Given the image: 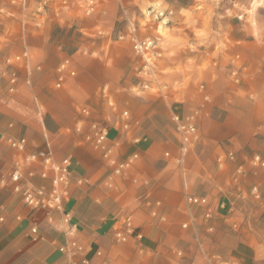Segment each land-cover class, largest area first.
<instances>
[{
    "label": "rangeland",
    "instance_id": "obj_1",
    "mask_svg": "<svg viewBox=\"0 0 264 264\" xmlns=\"http://www.w3.org/2000/svg\"><path fill=\"white\" fill-rule=\"evenodd\" d=\"M42 2L46 5L41 7ZM47 27L51 29L50 41L54 42L60 56L59 65L69 59L70 71L75 73L74 76H66L64 85L56 88L58 65L51 85L53 91L63 90L69 80L76 78V64L85 68L80 61L85 58L95 61L102 75L108 74L103 72L107 69L120 76L116 92L146 105L161 102L168 110L169 123L165 130L169 132L171 142L175 143L176 153L172 155L164 151L162 160L166 161L164 174L175 173L181 180L183 211L187 217L181 228L188 230L199 221L205 232L212 235L215 233L213 222L221 221L229 233L244 237H241L242 241L251 235L252 238H249L256 241L257 250L264 252V167L261 166L264 162V0H0V71L7 70V75L0 77V94H7L1 102H8L18 93L19 71L30 75L33 69H40V65L30 69L32 56L25 48L18 54L4 52L5 49L10 43L17 42L19 33L43 32ZM147 38L153 40L154 47L144 55L138 54L134 49V40L144 41ZM23 53H26V58L5 67L6 59ZM10 74H14L16 79L13 86L8 80ZM143 85L148 88L144 89ZM11 87L13 90H10ZM109 88L108 84L102 85L97 95L105 99L111 113L121 116L123 112H128L131 120L129 131L116 126L117 118L102 117L99 109L73 105L76 119L63 127L59 135L68 139L76 136L73 128L79 120H84L85 124L92 121L110 125L115 133L122 129V134H130L134 118L129 110L119 109L116 101L109 98ZM31 103L35 106V114L36 103L43 107L42 114L45 113V106L38 96L32 95ZM83 108L89 110L88 118L80 115L79 111ZM229 109L238 115L233 122L241 123L242 128L243 124L254 120L259 123L246 141L239 138L241 129L222 140L216 137L219 132L216 129L218 124L211 122L214 120L213 112H221L224 116ZM174 114L182 119L195 117L199 137L185 154L181 152V134L172 120ZM131 139L138 143L141 141L139 138ZM111 141L109 145L113 146L112 138ZM25 150L16 157L17 161L21 162L25 156L37 152L25 153ZM229 151L234 154L233 160L218 163L219 158ZM256 157L260 162H254ZM63 158L69 157L64 156L57 161ZM112 158L117 161L132 159L133 162L120 176L113 175L106 165L103 176L122 177L128 174L129 178L139 156L134 152L123 160L115 156ZM189 160L199 170L192 168ZM15 164L8 173L0 174L7 183ZM33 165H23L25 175ZM167 165L171 167L167 168ZM204 176L207 189L196 193L193 188H197L198 179ZM135 179L139 183L144 181L143 178ZM74 184L73 181L69 199L63 203L71 215V223L75 217L66 205L72 199ZM3 186V189L9 188ZM253 190L260 195V200L255 199ZM11 192L14 193L12 189ZM14 196L30 213V221L36 227L35 220L40 215L47 222L44 211L30 209L17 194L14 193ZM187 196H205L212 206L223 203L226 210H217L212 219L205 220V208L189 205ZM154 200L147 193L137 196L133 202L135 212L145 210L150 217H158L157 210L161 204ZM134 210L126 215L118 214L113 219V235L126 217L131 218L136 233L141 234L135 224ZM153 211L156 216H152ZM51 217L53 220L61 218L58 212L52 213ZM160 219L164 220L163 217ZM130 241L136 250L143 251V236L139 243L133 239L127 242ZM173 251L178 264H199L201 260L215 264H246V261H224L218 254L208 255L201 241L195 248L187 246L186 249L175 248ZM178 251L182 252L181 258L176 254Z\"/></svg>",
    "mask_w": 264,
    "mask_h": 264
},
{
    "label": "crops",
    "instance_id": "obj_2",
    "mask_svg": "<svg viewBox=\"0 0 264 264\" xmlns=\"http://www.w3.org/2000/svg\"><path fill=\"white\" fill-rule=\"evenodd\" d=\"M17 36V42L10 43L4 52L18 54L25 48L32 56L30 69L34 65H40V69H31L30 75L19 71V91L8 102H1L7 94H0V174L8 173L20 155L7 145L5 138H24L25 153L42 151L56 160L68 156L73 179L83 182L74 184L72 199L66 205L75 217L73 223L78 229L74 239L83 246V253L76 255L57 251L71 239L65 235L66 224L59 218L46 222L40 215L35 220L38 228L35 239L31 234L35 225L30 221V213L18 202L11 192V182H8L6 187L9 186V190L0 184V264H178L173 250L186 249L187 246L195 248L200 241L210 256L218 254L224 261L264 264V252L257 250V243L250 239L251 235L242 241V236L238 238L229 233L221 221L213 222L215 233L212 235L205 232L199 221L188 230L181 228L182 223L187 222L181 180L175 173L164 174L163 169L166 163L162 160L163 152L169 151L172 155L176 152L175 143L171 142L169 132L165 130L169 123L168 110L161 102L146 105L116 92L120 76L107 69L103 72L108 74L102 75L96 62L85 58L80 60L85 68L76 64V78L69 80L63 90L53 91L54 70L61 60L56 45L50 41L51 29L21 32ZM104 84L110 87L109 98L116 101L119 109L129 110L134 118L130 134H122V129L115 133L114 127L107 126L108 143L113 142L111 138L114 140L112 157L123 160L134 152L139 156L129 178L128 174L104 177L106 162L100 151L93 150L79 135L69 139L59 135L63 127L76 119L73 105L91 106L99 109L102 117L106 115L123 121L118 118L120 115L111 113L105 99L98 97L97 92ZM32 95L38 96L45 106L46 111L40 119L34 113ZM229 110L224 116L221 112H213L214 120L211 122L218 124L216 129L219 132L216 137L222 140L241 129L239 138L246 141L259 123L254 120L243 124L242 128L241 123L233 122L238 115ZM222 118L223 122H220ZM131 138L141 141L138 143ZM189 163L199 170L193 161L189 160ZM31 169L36 173L33 184L49 190V181L39 177L41 169L34 165ZM136 177L143 178V183L136 182ZM205 181V176L198 179L197 188L193 191L204 192L207 189ZM146 193L160 201V207L156 208L158 217H150L145 210L135 212V198ZM133 210L137 230L143 236L144 246L140 252L132 241L117 242L111 230L112 221L118 214L126 215ZM199 264L215 262L201 260Z\"/></svg>",
    "mask_w": 264,
    "mask_h": 264
},
{
    "label": "built area",
    "instance_id": "obj_3",
    "mask_svg": "<svg viewBox=\"0 0 264 264\" xmlns=\"http://www.w3.org/2000/svg\"><path fill=\"white\" fill-rule=\"evenodd\" d=\"M46 2H42L41 7L45 6ZM154 47L153 40L147 38L144 41L134 40V49L138 54L144 55L151 48ZM26 53H23L14 58H8L5 60V67H10L14 62H20L26 58ZM71 61L65 59L57 69V79L55 82L56 88H61L66 80V76H74V72L70 71ZM7 70L0 71V77L4 78L7 74ZM11 86L15 84L14 74H10L8 78ZM143 88H148L147 85H143ZM10 90H13L11 87ZM106 97L105 92L103 93ZM36 115L41 118L43 107L36 103ZM82 118H88L90 116L89 110L83 108L79 111ZM123 119L122 122L119 120L116 122V126L122 128L124 131H129L131 127V120L128 116V112H123L120 116ZM172 120L175 122L177 130L181 134V152L185 154L187 149L192 143L197 142L198 134L196 133L195 117L194 115L188 116L182 119L180 116L174 114ZM84 120H79L73 128V133L76 135H81L83 140L88 143L93 150L101 152L102 157L104 158L106 165L111 168L113 175L120 176L125 173V170L132 164L133 160L117 161L111 157L112 146L108 143V127L104 124L98 122L90 121L84 123ZM86 128V129H84ZM7 145L18 151L23 152L26 148V140L22 139H12L5 138ZM135 158V157H134ZM234 154L232 151H229L227 154L219 158L218 163L223 164L226 160L232 161ZM254 162H260L259 158H254ZM29 163L31 165L38 166L41 171L39 172V177L43 180H48L51 185V189L47 190L43 186H35L32 183V179L36 176L35 171L30 170L27 175L24 174L22 167L24 164ZM71 161L69 158H63L61 160H54L52 155L42 151L36 152L31 155L25 156L21 162L17 161L15 167L11 174L9 175V181L11 182L12 191L17 194L24 205L33 210H40L48 212V210H54L55 212H61L63 203L69 199V192L73 181L77 185H81L83 182L81 179L73 180L72 171H71ZM261 166L264 167V162H261ZM240 173V170L238 171ZM7 181L2 178L0 179V184L7 185ZM255 199L260 200V195L256 190L252 191ZM186 201L191 206H196L200 208H205L204 217L205 220H210L213 218L215 211L217 210H226V205L223 203L216 204L212 206L205 196H187ZM262 207L264 209V202L262 201ZM152 216H156L155 212H152ZM50 217L48 221H51ZM61 221L66 224L65 235L70 239L69 243L65 246L59 247V251L62 253H81L82 247L74 239V234L76 233V225L71 223V215L69 213H62ZM184 228L187 225H183ZM237 228V225L233 226ZM212 228H210L211 230ZM31 234L35 239L38 237V228L32 227ZM114 237L117 242L125 243L130 239L137 241L138 243L142 240V235L136 233L135 227L133 226L132 220L130 217L123 219L121 227L114 230ZM177 256L181 258L182 252L178 251ZM195 264V263H189ZM226 264V263H225Z\"/></svg>",
    "mask_w": 264,
    "mask_h": 264
},
{
    "label": "bare ground",
    "instance_id": "obj_4",
    "mask_svg": "<svg viewBox=\"0 0 264 264\" xmlns=\"http://www.w3.org/2000/svg\"><path fill=\"white\" fill-rule=\"evenodd\" d=\"M107 93V92H106ZM107 95V94H106ZM73 178V177H72ZM74 180V179H73ZM52 213H57V212H55L54 210H48V212H45V214L47 215V221H48V219L51 217V214ZM62 213H69V212H67L66 210H65V205H63L62 206V210H61V212H58V214L61 216L62 215ZM49 222H54V220L51 218V221H49Z\"/></svg>",
    "mask_w": 264,
    "mask_h": 264
}]
</instances>
